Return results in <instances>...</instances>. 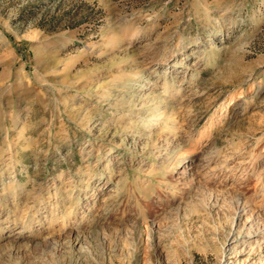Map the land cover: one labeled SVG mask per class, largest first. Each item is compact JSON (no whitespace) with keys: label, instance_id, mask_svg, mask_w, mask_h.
<instances>
[{"label":"rangeland","instance_id":"obj_1","mask_svg":"<svg viewBox=\"0 0 264 264\" xmlns=\"http://www.w3.org/2000/svg\"><path fill=\"white\" fill-rule=\"evenodd\" d=\"M261 180L264 0H0V264H264Z\"/></svg>","mask_w":264,"mask_h":264},{"label":"bare ground","instance_id":"obj_2","mask_svg":"<svg viewBox=\"0 0 264 264\" xmlns=\"http://www.w3.org/2000/svg\"><path fill=\"white\" fill-rule=\"evenodd\" d=\"M173 119L174 117L170 116L168 118H166L165 120L163 121H168L167 124H166V128L170 129V128H174L172 126L173 124ZM152 123L149 122V125ZM160 151V150H159ZM259 181V179L257 180ZM250 183V182H249ZM248 183V184H249ZM251 184V183H250ZM249 184V185H250ZM257 188H260L259 189V195L262 196V198L264 199V180H261V182H259V184L256 185ZM147 189V185L145 187H143V190H146ZM230 198L231 200H234L236 203L238 202V200L241 201V211L240 212H243V213H248V215L246 216L247 218H250L249 219V222L246 224V229L244 230L245 231V234L249 237H251V235H257L259 234L260 237L261 236H264V213L262 214V212H259V211H256V209L253 208L252 206V202L251 200H249L248 198L245 199H241V191L238 192V191H231L230 193ZM233 198V199H232ZM204 199V198H203ZM202 199V200H203ZM202 200L199 201V203H195L194 204V207L197 209V208H202L203 207V204H202ZM226 200V199H225ZM232 201V202H234ZM227 202V200H226ZM231 203V202H230ZM193 206V205H192ZM230 206V205H229ZM230 209V208H229ZM201 210V209H200ZM204 210V209H203ZM193 211V210H191ZM190 211V212H191ZM198 212V211H197ZM201 212H204V211H201ZM194 213V212H193ZM199 213V212H198ZM241 215V213H240ZM239 220V219H238ZM247 220V219H246ZM135 225V224H134ZM245 226V224H242ZM132 227V226H131ZM128 228V227H127ZM134 228V227H133ZM129 229V228H128ZM241 231V229L239 230V232ZM132 232V231H131ZM149 233V232H148ZM54 234V233H53ZM132 234V233H131ZM80 236V234H78Z\"/></svg>","mask_w":264,"mask_h":264}]
</instances>
